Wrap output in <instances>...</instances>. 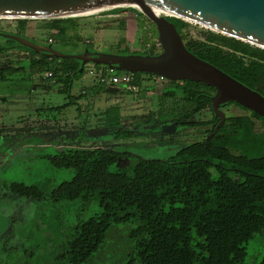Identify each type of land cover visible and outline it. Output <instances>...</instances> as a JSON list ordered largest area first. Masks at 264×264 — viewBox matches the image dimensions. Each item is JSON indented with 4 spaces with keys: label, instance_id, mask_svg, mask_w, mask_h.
I'll use <instances>...</instances> for the list:
<instances>
[{
    "label": "trees",
    "instance_id": "trees-1",
    "mask_svg": "<svg viewBox=\"0 0 264 264\" xmlns=\"http://www.w3.org/2000/svg\"><path fill=\"white\" fill-rule=\"evenodd\" d=\"M128 10L143 16L133 9ZM78 19L40 21L43 23L40 27L51 38L44 43L25 36L30 20H10L15 23L14 31L0 30V33L16 35L40 45H51L58 52L69 55L65 51L68 48L78 52L89 51L90 45L82 44L81 39L74 35L78 30ZM166 20L174 25L190 54L264 98L263 49L210 30L201 34V39H192L185 33L187 22L175 17H166ZM155 34V39L147 36L143 45L158 41L156 31ZM20 46L28 53L11 45L0 47V56L13 51L24 52L29 70L50 72V79L63 85L61 92H66L69 102L50 108L51 111L65 109L87 96L86 93L71 96L73 82L84 78L87 65L76 59L54 58ZM121 50L127 55L140 56L161 53H151L145 48L134 52L126 48ZM92 66L96 70H109L99 64ZM23 71L21 67H0V81ZM123 73L128 72L112 70L115 75ZM142 75L158 77L134 73L137 87L141 84ZM95 87L105 88L99 84ZM174 87L173 91L162 96L179 98L188 110L172 122L188 128H209L202 140L184 146L172 158L136 157L137 163L130 174L113 172L111 168L118 163L121 153L83 148L73 140L59 142L56 144L60 146L58 150L42 157L50 168L69 170L74 174L69 181L50 191L49 201L85 205L95 199L100 209L96 217L74 226L73 239L55 257L58 263L87 264L103 245L112 226L132 222L136 228L130 231L129 238L134 247L126 264H243L245 246L255 235L264 234V132H255V122L264 125V117L239 103L229 102L219 109L236 106L246 115L224 114L223 124L210 136L219 123L211 108V98L216 89L186 80L179 81ZM96 88L93 94L99 90ZM204 111L211 114L207 121H192L194 116L202 115ZM112 113L110 109V119ZM115 113L118 119V111ZM133 136L132 132L122 129L114 133L115 138ZM9 190L22 198L37 201L44 198L43 192L33 185L13 183ZM259 264H264V255Z\"/></svg>",
    "mask_w": 264,
    "mask_h": 264
},
{
    "label": "rangeland",
    "instance_id": "rangeland-1",
    "mask_svg": "<svg viewBox=\"0 0 264 264\" xmlns=\"http://www.w3.org/2000/svg\"><path fill=\"white\" fill-rule=\"evenodd\" d=\"M112 10L115 9L79 17L74 35L82 44L90 45V53L129 56L121 49L141 51L147 36L155 39L156 30L144 16L128 9L109 13ZM187 23L185 33L192 39H201V34L207 31L200 25ZM42 24L30 20L25 36L38 42H49L51 38L40 27ZM14 27V22L0 19V30L13 32ZM119 43L123 45L118 46ZM11 45L28 53L15 41L0 36V47ZM65 51L78 53L73 48ZM26 56L24 52L0 56V67L24 70L0 81V98L6 99V102H0V264H60L55 257L73 239L74 226L96 217L100 209L95 199L85 205L49 201L50 191L69 181L74 174L69 170L50 168L42 159L44 155L58 150L60 146L56 144L59 142L73 140L83 148L121 153L111 170L130 174L137 163L136 157L168 160L184 146L202 140L209 127L188 128L172 122L188 108L179 98H164L162 94L173 91L179 81L169 82L145 75L141 76L136 93L124 94L116 90V94L111 95L104 89L98 90L79 103L51 111L50 108L67 104L68 95L61 92L64 90L62 84L45 79L47 72L29 70ZM96 84L95 79L86 74L73 82L71 96L77 97L85 86ZM110 109L113 110L111 119L108 116ZM116 111L118 119L115 118ZM222 111L226 116L246 115L236 106ZM210 116L209 111H204L192 121H207ZM119 129L132 132L134 136L115 138L114 133ZM255 132H264L261 122H255ZM13 183L36 186L44 198L37 201L19 197L9 190ZM135 228L133 222L112 226L103 245L87 264H126L134 247L129 234ZM245 247L243 264H259L264 255V234L255 235Z\"/></svg>",
    "mask_w": 264,
    "mask_h": 264
},
{
    "label": "water",
    "instance_id": "water-1",
    "mask_svg": "<svg viewBox=\"0 0 264 264\" xmlns=\"http://www.w3.org/2000/svg\"><path fill=\"white\" fill-rule=\"evenodd\" d=\"M149 6L163 12L156 13ZM129 8L136 9L154 25L162 47L159 55H94L89 51L65 55L51 45L36 44L16 35H0L54 58H72L83 65L99 64L109 70L147 73L168 81L186 80L211 86L216 89L211 108L219 123L210 136L225 119L219 108L229 102L239 103L264 117L261 95L190 54L174 25L166 20L168 16L179 18L264 50V0H0V19L43 21L78 18L111 9L115 10L109 13L124 12Z\"/></svg>",
    "mask_w": 264,
    "mask_h": 264
},
{
    "label": "built area",
    "instance_id": "built-area-1",
    "mask_svg": "<svg viewBox=\"0 0 264 264\" xmlns=\"http://www.w3.org/2000/svg\"><path fill=\"white\" fill-rule=\"evenodd\" d=\"M145 49L151 53H160L162 50L159 41H153L145 46ZM95 79L96 83L99 85H104L108 88H115L124 93H136L138 88L134 84V74L133 73H123L120 75L112 74V70H96L93 66L86 68L85 75ZM52 74L47 72L45 79H50Z\"/></svg>",
    "mask_w": 264,
    "mask_h": 264
},
{
    "label": "crops",
    "instance_id": "crops-1",
    "mask_svg": "<svg viewBox=\"0 0 264 264\" xmlns=\"http://www.w3.org/2000/svg\"><path fill=\"white\" fill-rule=\"evenodd\" d=\"M20 53V52H18V51H13V52H11V53ZM21 53H23V52H21ZM20 57L22 58V55H20ZM24 57V56H23ZM156 78V77H155ZM94 88H96L95 87V85L94 86H90V87H87V86H85L84 87V89H83V92H82V94H84V93H86L88 96H89V94H92L93 95V89ZM99 88H96V91L98 90ZM108 94H116V90H118V89H115V88H108V87H105V88H103ZM100 90V89H99ZM81 93H80V95H82ZM125 94V93H124ZM79 96V95H78ZM73 97H76V96H73ZM87 97V96H86ZM85 98V97H84ZM83 99V98H82ZM80 101V100H79ZM79 101L77 102V103H79ZM0 102H6V99L5 98H0Z\"/></svg>",
    "mask_w": 264,
    "mask_h": 264
},
{
    "label": "bare ground",
    "instance_id": "bare-ground-1",
    "mask_svg": "<svg viewBox=\"0 0 264 264\" xmlns=\"http://www.w3.org/2000/svg\"><path fill=\"white\" fill-rule=\"evenodd\" d=\"M151 7L156 13H162L163 11L159 8L153 7V6H149Z\"/></svg>",
    "mask_w": 264,
    "mask_h": 264
},
{
    "label": "flooded vegetation",
    "instance_id": "flooded-vegetation-1",
    "mask_svg": "<svg viewBox=\"0 0 264 264\" xmlns=\"http://www.w3.org/2000/svg\"><path fill=\"white\" fill-rule=\"evenodd\" d=\"M224 110V109H223Z\"/></svg>",
    "mask_w": 264,
    "mask_h": 264
}]
</instances>
